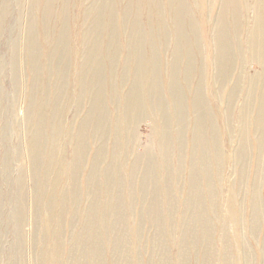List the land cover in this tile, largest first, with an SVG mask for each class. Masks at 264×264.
<instances>
[{"label": "rangeland", "instance_id": "1", "mask_svg": "<svg viewBox=\"0 0 264 264\" xmlns=\"http://www.w3.org/2000/svg\"><path fill=\"white\" fill-rule=\"evenodd\" d=\"M0 264H264V0H0Z\"/></svg>", "mask_w": 264, "mask_h": 264}, {"label": "bare ground", "instance_id": "2", "mask_svg": "<svg viewBox=\"0 0 264 264\" xmlns=\"http://www.w3.org/2000/svg\"><path fill=\"white\" fill-rule=\"evenodd\" d=\"M254 32V31H253ZM253 37V36H252ZM251 38V37H250ZM256 38V37H255ZM257 40V39H256ZM254 44H257V41L255 42V40H254V37L253 38H251V51H255L256 52V50H254L255 48H256V46L254 47ZM258 47V46H257ZM259 49V48H258ZM257 49V50H258ZM261 50V49H260ZM260 50H258L257 52L259 53L260 52ZM254 52V53H255ZM263 52V51H262ZM250 97H251V95H250ZM250 99V98H249ZM247 100H248V98H247ZM249 101V100H248ZM247 103V102H246ZM245 105H247V104H245ZM245 109V108H244ZM259 115H261V114H259ZM260 118H261V116H259Z\"/></svg>", "mask_w": 264, "mask_h": 264}]
</instances>
